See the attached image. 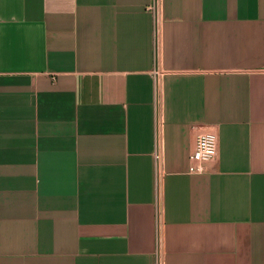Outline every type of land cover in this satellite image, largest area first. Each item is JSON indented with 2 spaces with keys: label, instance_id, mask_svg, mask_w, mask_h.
Returning <instances> with one entry per match:
<instances>
[{
  "label": "crops",
  "instance_id": "crops-1",
  "mask_svg": "<svg viewBox=\"0 0 264 264\" xmlns=\"http://www.w3.org/2000/svg\"><path fill=\"white\" fill-rule=\"evenodd\" d=\"M149 3L0 0V264H264V0Z\"/></svg>",
  "mask_w": 264,
  "mask_h": 264
},
{
  "label": "built area",
  "instance_id": "built-area-1",
  "mask_svg": "<svg viewBox=\"0 0 264 264\" xmlns=\"http://www.w3.org/2000/svg\"><path fill=\"white\" fill-rule=\"evenodd\" d=\"M154 13L155 18V40L158 39V15L160 11V0H150L148 6ZM155 93H158V87L156 85ZM218 139L214 129L205 128L197 132L195 143L193 148L188 153V170L190 172H202L204 171V163L210 159H213L217 155ZM156 264H161V259H157Z\"/></svg>",
  "mask_w": 264,
  "mask_h": 264
}]
</instances>
